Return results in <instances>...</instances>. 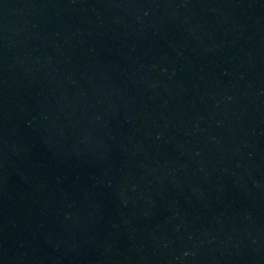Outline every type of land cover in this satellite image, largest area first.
Masks as SVG:
<instances>
[{"label": "water", "instance_id": "1", "mask_svg": "<svg viewBox=\"0 0 264 264\" xmlns=\"http://www.w3.org/2000/svg\"><path fill=\"white\" fill-rule=\"evenodd\" d=\"M0 264H264V0H0Z\"/></svg>", "mask_w": 264, "mask_h": 264}]
</instances>
